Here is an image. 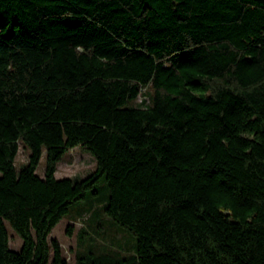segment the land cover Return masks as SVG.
<instances>
[{"label":"trees","instance_id":"obj_1","mask_svg":"<svg viewBox=\"0 0 264 264\" xmlns=\"http://www.w3.org/2000/svg\"><path fill=\"white\" fill-rule=\"evenodd\" d=\"M0 172V264H68L49 235L101 188L134 252L75 264H264V0H0Z\"/></svg>","mask_w":264,"mask_h":264},{"label":"rangeland","instance_id":"obj_2","mask_svg":"<svg viewBox=\"0 0 264 264\" xmlns=\"http://www.w3.org/2000/svg\"><path fill=\"white\" fill-rule=\"evenodd\" d=\"M143 100L148 101L147 98L141 96L137 101H130L126 106L136 107ZM29 155L30 150L28 147L20 145L14 162L17 172L28 163ZM94 168L95 162L89 152L81 147H75L65 153L58 163L55 176L57 179L70 177L81 180L89 176ZM45 171L46 154L44 150L36 174L43 178ZM102 184H99V187ZM107 195L108 190L106 188H101L98 194L95 195L89 191L86 192L85 199L74 203L69 208L67 215L53 228L49 235V241L56 240L59 242L64 259L68 264H75L78 254L87 256L89 253L98 254L108 250L123 251L124 253L134 252L136 237L129 230L114 222L102 209ZM83 212L90 214L89 221H81L79 214ZM87 217H89L88 214L84 218ZM69 227H72L71 234L68 233ZM82 228L85 230L80 234ZM10 235L12 237V248L18 250L22 245L21 238L14 235L12 230Z\"/></svg>","mask_w":264,"mask_h":264}]
</instances>
